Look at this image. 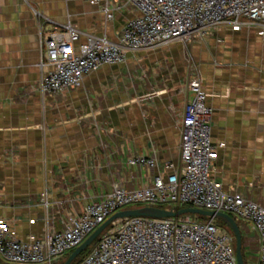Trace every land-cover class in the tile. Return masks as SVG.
<instances>
[{
	"label": "crops",
	"instance_id": "crops-1",
	"mask_svg": "<svg viewBox=\"0 0 264 264\" xmlns=\"http://www.w3.org/2000/svg\"><path fill=\"white\" fill-rule=\"evenodd\" d=\"M103 3L0 0V217L18 239L60 231L63 220L111 191L137 189L179 164V121L196 75L209 95L212 177L227 193L264 205V34L255 27L210 30L203 39L128 52L125 62L84 76L77 88L42 95L43 43L68 23L116 41L136 15ZM82 35L80 41L83 42ZM145 156L155 167H130ZM248 264L259 239L239 222ZM65 255L56 263L62 261ZM0 264H6L0 262Z\"/></svg>",
	"mask_w": 264,
	"mask_h": 264
},
{
	"label": "built area",
	"instance_id": "built-area-1",
	"mask_svg": "<svg viewBox=\"0 0 264 264\" xmlns=\"http://www.w3.org/2000/svg\"><path fill=\"white\" fill-rule=\"evenodd\" d=\"M83 1L102 2L107 20H112L114 10L121 7L116 0ZM122 6L132 8L136 15L122 27L116 41L83 34L70 23L44 41L41 66L51 68L41 72L37 89L42 95L73 90L85 75L104 65L125 62L128 52L151 50L174 41L189 43L203 39L218 27L237 31L252 26L264 34V0H124ZM188 90L192 98L184 105L179 121V164L170 165V173L156 174L151 184L137 189L114 183L109 193L85 205L80 214L67 215L62 230L48 227L41 238L18 239L0 217V262L55 264L110 216L128 206H142L172 210L190 207L232 214L257 233L258 262L264 264V205L240 193L225 192L212 177L218 154L210 140L209 95L196 75L189 80ZM128 165L152 168L156 160L134 156ZM215 222H197L189 214L118 219L77 264H237L233 235Z\"/></svg>",
	"mask_w": 264,
	"mask_h": 264
},
{
	"label": "water",
	"instance_id": "water-1",
	"mask_svg": "<svg viewBox=\"0 0 264 264\" xmlns=\"http://www.w3.org/2000/svg\"><path fill=\"white\" fill-rule=\"evenodd\" d=\"M186 214H197L201 216L208 217L209 219L218 220L226 225V227L231 231L235 240V255L237 264H244L242 256V238L241 231L236 223V221L230 215L222 212H210L205 210H200L197 208L185 207L178 210L156 208V207H140L131 208L122 211H118L112 216H110L103 224H101L95 231H93L83 243L74 249L70 255L66 258L63 264H71L80 254H82L91 243L96 240V238L115 220L123 219L127 217L141 216L155 219L162 218H172L178 217Z\"/></svg>",
	"mask_w": 264,
	"mask_h": 264
},
{
	"label": "rangeland",
	"instance_id": "rangeland-1",
	"mask_svg": "<svg viewBox=\"0 0 264 264\" xmlns=\"http://www.w3.org/2000/svg\"><path fill=\"white\" fill-rule=\"evenodd\" d=\"M136 206H128V207H125V208H123L124 210L125 209H131V208H135ZM138 207H142V206H138ZM191 215V217L193 218V220H195V221H197V222H207L208 220H209V218L208 217H205V216H201V215H197V214H190ZM230 216H232L233 218H235L236 219V217L234 216V215H232V214H230ZM218 226H222V224H221V222L220 221H218V220H216V222H215ZM232 234V233H231ZM100 239V235L96 238V240H94L92 243H91V245L84 251L85 252V254L87 253V252H89L92 248H94L95 246H96V244H97V242H98V240ZM72 251H68V252H66V254H65V256L67 255H69L70 253H71ZM80 257H82L81 255L75 260V261H78L79 259H80ZM75 261L72 263V264H74L75 263ZM55 264H60V262H58V263H55Z\"/></svg>",
	"mask_w": 264,
	"mask_h": 264
},
{
	"label": "trees",
	"instance_id": "trees-1",
	"mask_svg": "<svg viewBox=\"0 0 264 264\" xmlns=\"http://www.w3.org/2000/svg\"><path fill=\"white\" fill-rule=\"evenodd\" d=\"M233 219L236 221V223H237L238 226H239V221H238L237 219H235V218H233ZM221 224H222L221 227L227 229L228 232L231 233V231L226 227V225H225L224 223L221 222ZM241 238H242V249H241V252H242V256H243V260H244V264H248V261H247V260H248V255H246V250H245V240H244V238H243L242 236H241ZM88 253H89V252H87V253L85 254V252H83L82 254H80L82 257H80V259H79L78 261H75V260L80 256V255H79V256L74 260V261H75L74 264H77L78 262H80V261H81V260H82V259L88 254ZM69 255H70V254H69ZM69 255H68V256H69ZM68 256L66 255V256L62 259V261H61L60 264H63V262L66 260V258H67ZM74 261H73V262H74ZM73 262H72V263H73ZM72 263H71V264H72Z\"/></svg>",
	"mask_w": 264,
	"mask_h": 264
}]
</instances>
